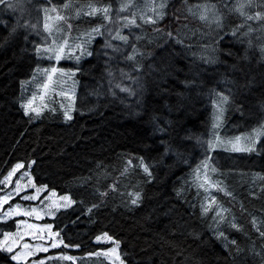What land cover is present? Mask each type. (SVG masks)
Here are the masks:
<instances>
[{
    "label": "trees",
    "instance_id": "obj_1",
    "mask_svg": "<svg viewBox=\"0 0 264 264\" xmlns=\"http://www.w3.org/2000/svg\"><path fill=\"white\" fill-rule=\"evenodd\" d=\"M14 2L21 7L0 5V181L23 163L38 186L75 201L42 221L69 245L51 253L77 256V264H113L90 256L110 247L96 241L107 233L119 241L125 264H264V239L252 224L255 217L264 230V135L251 152L208 147L218 115L224 119L223 136L237 137L264 125V0H166L165 16L155 25L141 16H154L152 8L162 0ZM205 5L207 18L201 20ZM89 6L107 8L111 20L102 11L87 15ZM45 8L65 18L57 22L61 36L44 29ZM257 12L262 16L247 18ZM133 14L136 24L125 26L124 18ZM24 24L36 28L18 26ZM98 24L105 26V35L86 45L93 54L79 62L67 57L57 62L35 51L53 38L82 43ZM111 29L113 35L119 30L128 36L127 44L110 40L122 52L104 47ZM131 45L142 53L135 61L124 58ZM53 67L57 71H49L48 81L42 70ZM219 94L229 97L226 104ZM28 100L42 110L40 118L25 115L21 104ZM69 105L72 119L65 121ZM133 192L141 194L138 205L130 204ZM93 204L98 207L89 213ZM217 205L230 210L219 224ZM233 218L240 230L230 226ZM18 220H0V233L14 232ZM0 264L33 260L14 262L0 251Z\"/></svg>",
    "mask_w": 264,
    "mask_h": 264
},
{
    "label": "snow or ice",
    "instance_id": "obj_2",
    "mask_svg": "<svg viewBox=\"0 0 264 264\" xmlns=\"http://www.w3.org/2000/svg\"><path fill=\"white\" fill-rule=\"evenodd\" d=\"M251 2V0H249V3ZM0 5H5L6 8L8 9H17L19 7H21V5L17 2H14V0H0ZM65 8L68 7V4H65L64 5ZM90 7V11L87 13V15L91 16V15H95L97 11H102L104 13V19L105 20H111V17L108 16V9L107 8H104V9H95V8H92L91 6ZM124 7H127V5H122V8ZM158 7V11L156 10V8ZM166 7V0H162V2L158 5V6H153L152 8V11H153V14L154 16H141V18L143 19L144 23H149V24H157L160 20H162L165 16V12H164V8ZM204 8V13H201L200 15V19L201 20H205L207 17H206V12L208 10V6L205 5V6H202ZM214 5L212 6V8L214 9ZM244 5L241 4L239 6V9L238 10H241V14L243 15V9ZM48 11L49 9L45 8L44 9V13H45V16H44V24H43V27L45 30H47L49 32V35H51V29H50V26H49V23H48V20H49V17H48ZM77 15H79V13H77ZM262 14L257 12L256 13V17H252V16H248L247 18L248 19H253V18H259L261 17ZM57 20H64L65 18L62 17V16H57L56 17ZM127 23L125 26H128V25H134L136 24V19H135V14H133V17L132 18H128V17H125L124 18ZM215 20H216V23L217 25L219 26V17L216 16L215 17ZM18 26H21V27H25V28H32V29H35L36 28V25L35 24H24V25H18ZM68 29L70 30L71 29V25L68 24L67 25ZM102 27H105L104 25H100L98 24L96 27L90 29L87 33H85L84 35H86V39L82 42V43H73L71 45H69L68 43V39L67 38H62L60 40V42L57 41L56 38H53L51 40L50 43L47 42V40L45 41V44H42V45H37L36 48H35V51L37 53L38 56H40L41 54H43L44 56H47L48 59H52V58H55V60L57 62H59V60H61L62 58H69V59H75L77 62H79V60L81 59L82 56H91L93 53L91 51H88L87 50V47L86 45H89L91 43V41L96 37V36H102V35H105L104 32L101 31V28ZM13 32L16 31V28L14 27L12 29ZM59 31V29L57 30ZM157 31H159V29H157ZM235 34V32L233 33ZM168 35L170 36L171 33H168ZM107 36H108V39L105 40V43H104V47L105 48H108V49H112V51L114 53H119V52H122V49L120 47H117V46H113V44L110 42L111 39H117V40H120V41H123L125 44L128 43V36H125V35H121L120 34V31L117 30L115 32V35H113L112 31L111 30H108L107 31ZM26 38V37H25ZM137 39H139V37H137ZM131 52L129 54H127L124 58L128 61H135L136 60V56L137 55H142V53H139V50L135 47V45H131ZM66 49H68V51H66ZM78 50L79 54H75V51ZM264 50V49H262ZM137 67L139 66L138 62H137ZM135 70V69H134ZM37 71H40V69L38 68ZM45 74H48L49 71L51 73H55L57 71L56 68H51V70L49 69H43L42 70ZM59 71L61 73L65 72L64 69H59ZM68 74L69 75H73L74 73L71 72V70L68 71ZM52 77L50 74L47 75V80L48 81H51ZM45 88H47L48 84L47 82L43 85ZM64 93H62L63 95ZM220 96V101H221V104H226L229 100V97L228 96H224L223 94H219ZM21 107L24 108V112H25V115H30V113L34 114L32 116H30V118L32 119H38L40 118L41 114H42V110L41 109H37V108H34L32 107V100H28L26 103H22L21 104ZM62 107H64L62 105ZM51 111H55V109H51ZM73 111V108L71 107V105H69L68 107H65L64 108V112H63V116H64V119L65 121H70L72 119V115H71V112ZM261 133L260 132H257V135H260ZM240 137H234L230 140H227V141H223L221 142L220 141V138L217 136L216 137V140L217 142L219 143V145L221 147H225V150H228V151H245V152H251L254 150V145L256 143V139L255 138H252L249 140V143H248V146H245V147H241L239 146V141H240ZM226 145H230V147H227ZM216 145L213 144L212 142H209L208 144V147H209V150H212ZM211 159L210 156L206 157L205 160L202 162V167H204L205 169L208 167V161ZM34 163V161L32 162ZM129 165H131V160H129L127 162ZM140 166L143 168V171L149 176L151 177L152 173L150 172L149 170V167L148 165H146L143 161V158H140ZM23 167V165L21 164H17L13 169L12 171H10L7 176L4 178V182H7L13 175V173L16 171L17 168H21ZM199 167V166H198ZM212 171H216V169L213 167L212 168ZM25 175H27V173H25ZM220 182H217V185H219ZM204 185L201 184L200 187H203ZM16 192L19 193L22 186L19 182L16 183ZM32 187L35 188V195H24L22 197L23 200H36L38 198V195L39 193L44 189L46 188V185H42L40 187H36L35 185H32ZM111 189L113 191L116 190V186L115 185H112L110 186ZM218 191H222L224 192V194L226 196H232V192L229 191L226 187L224 186H219L218 187ZM262 191H264V189H262ZM11 193H9L8 197H0V204H3L6 202V200L8 198L11 197ZM102 196H106L107 193H101ZM129 197H130V204L131 205H138L139 202H140V199H141V194L140 192H133V193H129L128 194ZM252 195H255V193H252ZM62 200L64 201H67V204L65 205V207H67L68 205L72 204V203H75V201H72L69 197L65 196V197H62L61 198ZM215 202V197H211V201L210 203H214ZM49 209H52V205L50 204L49 206ZM59 207V206H57ZM98 205L96 204H93L91 207H89L87 209V211L89 213L92 212L93 208H97ZM242 207V210H243V205H241ZM20 208H21V205L20 204H16L14 207H10L8 212L4 214L3 217H0V219H6L7 217L11 216L12 214H16V215H19L20 214ZM201 208H202V213H206L208 211V207H206L205 205H201ZM230 210L229 209H226L224 208L222 205H217V209H216V212H215V216L217 219V223H221V222H224L226 220V216H225V213H228ZM51 214V213H49ZM23 215L25 216H36V218H40V212L36 209V208H31L30 210H25L23 212ZM20 224H25L24 221H18L17 222V226L19 227ZM229 224L232 228H236L237 230H240L239 226L234 222V218H233V221H229ZM252 224H253V227L256 229V231L259 233V236L261 239H264V230H261V226L257 223V220L255 217H253L252 219ZM25 226L29 229L31 228H35L36 226L35 225H32V224H25ZM43 229L44 230H47V234H48V238L51 240V244H50V247L51 248H58L60 247L61 245H63V247L67 248L69 247V245L67 244H64L63 242V239L60 237V233L59 232H53L51 231L52 229V225L51 224H46L43 226ZM0 235H2L3 239H0V251H3V252H6L8 254H10V260L11 261H14V262H18V261H23L25 260L28 256L32 255L33 254V251H40V252H48L49 248L48 247H43L41 245H35L34 247L25 243L23 244L22 246H20L22 248L21 251H18V252H14V248H16L18 245H19V239H20V234L19 232L17 233H12V232H3V233H0ZM103 237L108 240V241H112L113 238L111 236H109L107 233H103L102 234ZM218 236L219 237H223L224 236V233L223 232H218ZM38 239H43L42 237H37ZM96 240L99 242L101 240V236H97L96 237ZM116 245V247L108 250V251H105L103 254L104 255H108V252H111V253H116L117 251V248L119 246V241H113ZM230 244L232 246H234V251L236 254H239L241 252V249L239 247V245L237 244V241L235 240H232L230 241ZM75 247H79V245H75ZM227 247V245H226ZM254 251V250H253ZM101 253L100 252H97V253H94V255H100ZM232 253L230 252V255ZM90 255H93V254H90ZM48 260H66V261H75L77 258L74 257V256H69V255H59V256H50L47 258ZM117 259H119V257H117ZM33 264H45V260L41 259L39 261H34ZM120 264H124L123 260H120Z\"/></svg>",
    "mask_w": 264,
    "mask_h": 264
},
{
    "label": "rangeland",
    "instance_id": "obj_3",
    "mask_svg": "<svg viewBox=\"0 0 264 264\" xmlns=\"http://www.w3.org/2000/svg\"><path fill=\"white\" fill-rule=\"evenodd\" d=\"M80 10H83V9L80 8ZM55 14H57V13H55V9L48 11L49 21H50V24L52 25L51 31L55 32V36H61L63 30L59 28V24L57 23L59 20L56 19L57 15L54 16ZM74 14L75 15L77 14V10H75ZM56 23H57V25H56ZM58 29H59V31H57ZM111 31H112V29H111ZM32 106L34 108H36L33 105V103H32ZM223 122H224V119L222 120L221 115L217 116V121H216V117H214L213 127L215 130V139L212 140V143L215 144L216 146L213 149L225 150V147H221L219 145V143L217 142V140H216L217 136L220 138L221 142L234 138V137H230V136H223L221 134V128L223 126ZM257 132H260L261 134L257 135ZM263 135H264V125L258 129H256V130H254L253 132L237 136V137L241 138L240 141L238 142L239 146H241V147L248 146L249 140L252 138H255L256 139V143L254 145V150H255L257 147V144L259 143V141ZM226 146L230 147V145H226ZM18 164L23 165V167L17 168L16 171L13 173L12 177L7 182H4V178L7 175L0 181V197H8L9 193L12 194L11 197L8 198L5 203L0 204V217H3L4 214L8 212L9 208L14 207L16 204L21 205V208L19 210L20 214L19 215L12 214L11 216L7 217L6 219H0V220H9L12 218H18L19 219L18 221H24L25 224H32V225L36 226L35 228H31V229L27 228L25 226V224H20L19 227L17 226V229L12 233L19 232L20 239H19V245L16 248H14V252L21 251L22 248L20 246H22L25 243H27L33 247L35 245L39 244L43 247L49 248L48 252L33 251L32 255L28 256L25 260L18 261V262L27 263L30 260H33V262H34V261H39L41 259L45 260V262H46V261H48L47 258L50 256H59L62 254L63 255H69L66 253H58V254H52L51 253L52 251L63 247V245H61L58 248H51L50 247L51 240L48 238L47 230L43 229V226L46 225L47 223H43L42 221L45 218L54 217L58 213L59 210L70 207L72 204L65 207V205L67 204V201L62 200L61 198L67 196L71 199V197L69 195H59L56 191H48V189L46 187L39 193L38 198L36 200H28V201L36 202V204L24 203L23 201H25V200L22 199V197L24 195H35L36 194L35 188L32 187V185H35L36 187H40V186H38L35 183L30 169L25 168L23 163H18ZM25 173H27V175H25ZM17 182H19L22 186L19 193L16 192V187H15ZM18 197H20L21 201L14 202V201H16L15 199H17ZM50 204L52 205V209H49V207H48ZM57 206H59V207H57ZM31 208H36L40 212V218H36V216H25V215H23V212L25 210H30ZM49 213H51V214H49ZM51 231L56 232L53 229V225H52ZM37 237H42L43 239H38ZM113 241H115V240L114 239L112 241L106 240L102 235L101 240L99 242L98 241L97 242L98 243H104V244H110L109 245L110 247L107 249L99 250L98 252L101 253L100 255H94V253H93V255H90V256L104 257L105 259H107L109 262H111L113 264H120V260H122V257L120 255V245L118 246L116 253L108 252V255L103 254L105 251H108V250L116 247V245ZM40 254H45V256H43L39 260L36 259V257ZM69 256H72V255H69ZM74 257H76L77 259L73 262L77 264L79 258L77 256H74ZM117 257H119V259H117Z\"/></svg>",
    "mask_w": 264,
    "mask_h": 264
}]
</instances>
